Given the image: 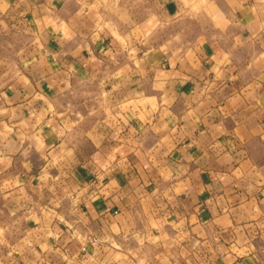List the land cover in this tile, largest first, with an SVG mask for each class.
<instances>
[{"label": "crops", "instance_id": "1", "mask_svg": "<svg viewBox=\"0 0 264 264\" xmlns=\"http://www.w3.org/2000/svg\"><path fill=\"white\" fill-rule=\"evenodd\" d=\"M54 179L0 264H264V0H0L1 208Z\"/></svg>", "mask_w": 264, "mask_h": 264}, {"label": "rangeland", "instance_id": "2", "mask_svg": "<svg viewBox=\"0 0 264 264\" xmlns=\"http://www.w3.org/2000/svg\"><path fill=\"white\" fill-rule=\"evenodd\" d=\"M150 8H151V5H149L146 2L143 4H140L139 6L135 7L133 11L129 10L127 12L128 18H125L124 20H121V21L123 24H125L126 27H133L136 20L143 16V14H141L142 11H145L146 13V11L150 10ZM80 102H81V105H83V108L86 109L85 105L87 104V101L82 100ZM114 108H115V105H111L110 109L112 110ZM85 111H87V109ZM112 113H113L112 115L114 116V110H112ZM82 116L83 118L80 117V119L82 120L80 124V127H81L80 133L74 134L72 136L73 138L69 139L70 142L74 144L75 146L70 147V148H63L61 152L56 154V157L53 159L54 163L51 164L50 167L48 168L49 173L56 174V172L57 173L59 172L61 174L63 173L68 174L69 171L72 169V167L77 166L75 162H77L78 159L83 160L87 156L88 151L90 150L89 141H88V133H87L89 120H92V121L94 119L97 121L99 120H98V116H95V117H92V116L89 117L85 115H82ZM111 120L114 121V117L111 118ZM65 182L67 185L68 184L67 180H59V179L50 180L47 190H44L42 194L33 193L29 196L27 195V198L24 201L20 200L18 197L15 198L14 200L15 203L13 202V205L14 204L16 205V211L13 214H10L9 212L1 208V205L3 203H7V200L2 195H0V219L3 221H8V220L13 221L12 223L15 225L14 230L16 231V234L22 232L24 230V225H25V218L23 217V214H24V209L26 207V204H28L29 202L38 203V204L39 203L48 204V208L50 209L55 208L57 204L60 205L59 207H61L63 196H59L58 195L59 193L56 196L55 193L57 189H61L62 187L66 186ZM3 188L5 189V186H2V189ZM48 213H53V212L49 211Z\"/></svg>", "mask_w": 264, "mask_h": 264}]
</instances>
